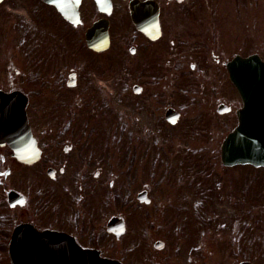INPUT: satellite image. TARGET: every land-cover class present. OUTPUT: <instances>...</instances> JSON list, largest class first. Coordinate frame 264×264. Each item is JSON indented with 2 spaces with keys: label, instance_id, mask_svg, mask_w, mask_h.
I'll use <instances>...</instances> for the list:
<instances>
[{
  "label": "flooded vegetation",
  "instance_id": "1",
  "mask_svg": "<svg viewBox=\"0 0 264 264\" xmlns=\"http://www.w3.org/2000/svg\"><path fill=\"white\" fill-rule=\"evenodd\" d=\"M132 1L0 0V99L28 97L36 144L0 136V264H264L251 183L164 161L169 139L220 158L242 106L230 65L264 44L239 45L223 0Z\"/></svg>",
  "mask_w": 264,
  "mask_h": 264
},
{
  "label": "water",
  "instance_id": "2",
  "mask_svg": "<svg viewBox=\"0 0 264 264\" xmlns=\"http://www.w3.org/2000/svg\"><path fill=\"white\" fill-rule=\"evenodd\" d=\"M236 62L231 77L243 97L244 107L238 113L239 124L223 143L222 159L226 164L264 166V61L250 56L238 58ZM6 104L0 107V119L7 120L12 139L23 143L20 147L27 149L26 142L30 144L32 140L26 114L27 99L13 96L11 104Z\"/></svg>",
  "mask_w": 264,
  "mask_h": 264
},
{
  "label": "rangeland",
  "instance_id": "3",
  "mask_svg": "<svg viewBox=\"0 0 264 264\" xmlns=\"http://www.w3.org/2000/svg\"><path fill=\"white\" fill-rule=\"evenodd\" d=\"M233 3L236 4L238 2H233V0H223V4L225 5L224 9L226 11L225 14H223V11L221 12L222 17L220 19L225 20L228 25L235 24L236 36L237 39L240 40L239 45L241 47H246L248 45L247 48L249 47V50H254L260 46L261 42L264 44V42L262 41L264 35V0H251L250 11L247 9H245L244 11L236 10L234 12V15L231 11H229L230 7H228L229 4ZM244 36L248 43H243ZM117 50H119L118 46H114L108 52V58L106 60L107 72L109 74H112L113 77H115L117 73L112 70L119 67V59L113 57L116 56V54L113 52ZM80 58L82 57H79V59ZM76 59L78 60V58ZM70 60H72V57L70 54V50L67 48L60 54V66ZM69 69L70 66L67 67L64 72L67 74ZM106 82L107 84H109L111 81L107 80ZM43 99L50 100L49 97H44ZM183 142L184 141L181 139L168 140L170 148L168 152H170V154L165 155V163L176 164L186 162L200 165L201 168L199 178H202L205 181L204 184H206V182H211V180L217 183L218 179L224 181H226L227 179H231L235 180L236 182H250V194L253 197H258V201L251 204L253 225V223L255 222V216L261 211H264V168H256L252 166H237L235 168L229 169L228 171H224L222 163L218 156H208L205 154L193 155L187 152L185 149L181 150L179 153H176L175 148L183 145ZM180 158H182L181 162H179ZM182 174L187 175L191 178L192 175H196L197 172L190 173L186 171L182 172ZM214 206L221 207L222 205L214 204Z\"/></svg>",
  "mask_w": 264,
  "mask_h": 264
}]
</instances>
